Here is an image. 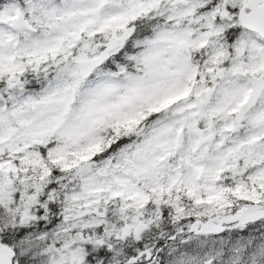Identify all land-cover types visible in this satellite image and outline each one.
<instances>
[{
  "label": "snow or ice",
  "instance_id": "snow-or-ice-1",
  "mask_svg": "<svg viewBox=\"0 0 264 264\" xmlns=\"http://www.w3.org/2000/svg\"><path fill=\"white\" fill-rule=\"evenodd\" d=\"M0 264H264V0H0Z\"/></svg>",
  "mask_w": 264,
  "mask_h": 264
}]
</instances>
